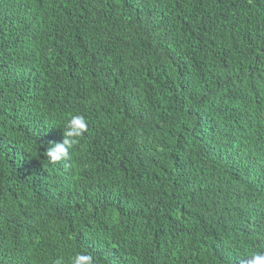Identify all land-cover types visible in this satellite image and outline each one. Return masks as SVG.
Listing matches in <instances>:
<instances>
[{
    "label": "trees",
    "instance_id": "1",
    "mask_svg": "<svg viewBox=\"0 0 264 264\" xmlns=\"http://www.w3.org/2000/svg\"><path fill=\"white\" fill-rule=\"evenodd\" d=\"M261 252L264 0H0V264Z\"/></svg>",
    "mask_w": 264,
    "mask_h": 264
},
{
    "label": "clouds",
    "instance_id": "2",
    "mask_svg": "<svg viewBox=\"0 0 264 264\" xmlns=\"http://www.w3.org/2000/svg\"><path fill=\"white\" fill-rule=\"evenodd\" d=\"M88 130V121L83 115H74L67 121L63 129V141H50L46 155L53 163L70 158L71 150L76 146ZM54 264H64L63 258L55 260ZM72 264H93L91 254L77 253ZM248 264H264V252L251 254Z\"/></svg>",
    "mask_w": 264,
    "mask_h": 264
}]
</instances>
